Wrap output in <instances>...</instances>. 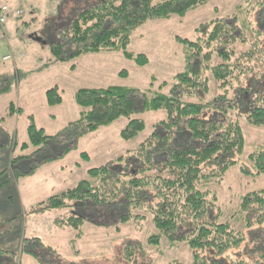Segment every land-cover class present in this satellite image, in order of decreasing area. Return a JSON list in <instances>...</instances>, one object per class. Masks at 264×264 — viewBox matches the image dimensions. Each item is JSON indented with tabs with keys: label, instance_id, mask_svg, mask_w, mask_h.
I'll return each mask as SVG.
<instances>
[{
	"label": "rangeland",
	"instance_id": "rangeland-1",
	"mask_svg": "<svg viewBox=\"0 0 264 264\" xmlns=\"http://www.w3.org/2000/svg\"><path fill=\"white\" fill-rule=\"evenodd\" d=\"M0 3L22 12L11 16L0 29V172L5 171L0 186V264H39L21 249L32 244L33 239L50 251L44 264H129L132 260L131 264H192L185 243L164 237L158 238L157 244L149 243L157 231L151 214L144 209L132 210V219L119 223L118 218L125 211L122 201L107 207L76 206L75 213L88 221L78 223L76 228L55 225V215L61 213L58 210L31 212L28 206L35 204L32 200L46 201L71 189L88 178L90 169L116 165L120 158L122 164L127 162L131 168L141 166L137 147L151 136L153 126L163 119V112L137 115L144 121L145 130L132 140L120 138L127 120L119 118L83 135L66 152L67 140L41 141L37 147L29 141L28 130L32 125L33 133L42 130L44 136L55 137L68 124L76 122L82 110L75 101L80 89L116 86L166 94L186 66L185 49L176 38L194 40V30L199 25L216 19L237 25L234 36L244 38L246 43H231L236 52L254 42L257 31L261 33L259 40L264 42V0H208L183 16L146 22L131 34L126 48L133 55H145L148 62L143 66L125 58L121 51L65 59L66 46L61 49L62 60L53 57L51 43L65 42L60 32L84 0H0ZM60 3L63 18L59 26L56 19ZM35 36L40 38L39 42L32 39ZM257 74L262 75L259 79L264 85V62ZM209 84L208 97L201 91L196 101L214 99L218 91L211 76ZM246 85L250 87L252 83L248 81ZM152 91L147 94L152 95ZM233 115V119L239 118ZM238 123L245 139L240 160L254 174L246 157L264 148V126L252 127L242 118ZM83 153L87 158L82 157ZM40 160L45 161L36 164ZM22 165L34 169L28 175H18ZM198 187L214 193L219 222H229L235 230L247 233L245 216L240 212L241 198L264 188L262 176L242 175L239 166H234L223 179L201 181ZM14 189L19 192V202ZM246 236L245 247L229 253L226 259L237 257L250 263L258 258L259 251L264 249V225L254 227ZM137 244L140 251L135 248ZM128 246H133L135 252L130 262L123 258ZM37 254L43 260L41 250Z\"/></svg>",
	"mask_w": 264,
	"mask_h": 264
},
{
	"label": "trees",
	"instance_id": "trees-1",
	"mask_svg": "<svg viewBox=\"0 0 264 264\" xmlns=\"http://www.w3.org/2000/svg\"><path fill=\"white\" fill-rule=\"evenodd\" d=\"M207 1L84 0L60 32L65 42L51 43V53L62 60L61 49L66 46L65 59L87 53L121 51L125 58L143 66L148 62L145 55H133L126 49L131 34L150 20L183 16ZM60 7L61 3L56 19L59 26V20L63 18ZM236 28L237 25L216 19L199 25L194 30V40L177 37L176 41L185 49L186 66L176 75L175 83L166 94L116 86L80 89L75 95V101L82 109L80 118L68 124L59 135L44 136L42 130L33 133L30 125L31 144L38 147L41 141L67 140L66 152L83 135L119 118L127 120L120 138L132 140L145 130L144 121L137 115L164 113L163 119L153 126L151 136L137 147V160L141 166L131 168L127 162L122 164L120 158L116 165L90 169L87 179L37 204L31 212L58 210L63 213L55 215V225L76 228L78 223L88 222L75 213L76 206L107 207L122 201L125 211L118 218L119 223H128L132 219V210L144 209L151 214V222L157 231V236L149 238V243L157 244L161 237L185 243L192 264H264V249L250 263L237 257L226 259L229 253H237L245 247L248 232L264 225V188L241 198L240 212L246 220L244 230L247 233L244 234L229 222L218 221L214 193L198 187L201 181L223 179L234 166H239L242 175L264 178V148L246 157L254 174L240 160L245 139L238 123L242 118L252 127L264 126V85L259 79L262 75L258 77L257 74L264 62V42L259 40L261 33L257 31L254 42L236 52L231 43H246L244 38L234 36ZM209 76L218 93L211 101H196L197 93L202 91L205 97L210 94ZM248 81L252 83L250 87L246 85ZM151 91L152 95H148ZM234 113L238 119L232 118ZM82 157L87 158L84 153ZM33 169L34 166L26 167L19 170L18 175L29 174ZM4 172H0V186ZM135 248L140 251L141 247L137 244ZM21 249L39 264H44L45 256L50 255L37 239ZM38 250H41L43 260L38 257ZM134 255L133 246L125 248V261L130 262Z\"/></svg>",
	"mask_w": 264,
	"mask_h": 264
},
{
	"label": "built area",
	"instance_id": "built-area-1",
	"mask_svg": "<svg viewBox=\"0 0 264 264\" xmlns=\"http://www.w3.org/2000/svg\"><path fill=\"white\" fill-rule=\"evenodd\" d=\"M21 13L22 12L18 9L11 11L8 6L1 5L0 6V27L4 26L12 15H20Z\"/></svg>",
	"mask_w": 264,
	"mask_h": 264
},
{
	"label": "crops",
	"instance_id": "crops-1",
	"mask_svg": "<svg viewBox=\"0 0 264 264\" xmlns=\"http://www.w3.org/2000/svg\"><path fill=\"white\" fill-rule=\"evenodd\" d=\"M26 168V166L25 165H22L21 166V169H20V171L22 170V169H25ZM30 174V173H29ZM26 175H28V174H26ZM23 176H25V175H23ZM79 183V182H78ZM77 183V184H78ZM74 187H76V186H74ZM74 187H72V188H74ZM15 190V193H16V198H17V202H19V192L16 190V189H14ZM33 199V198H32ZM15 200V199H14ZM41 202H44V200H40V201H38V202H35L34 200H32V204L33 203H35L34 205H30V204H28V206H30L29 207V210L31 211V209L34 207V206H36L37 204H39V203H41ZM5 219V218H4ZM6 220V219H5ZM9 220V218H7V221ZM35 261V260H34Z\"/></svg>",
	"mask_w": 264,
	"mask_h": 264
},
{
	"label": "water",
	"instance_id": "water-1",
	"mask_svg": "<svg viewBox=\"0 0 264 264\" xmlns=\"http://www.w3.org/2000/svg\"><path fill=\"white\" fill-rule=\"evenodd\" d=\"M31 37H32V36H31ZM32 39L35 40V41H37V42H39V39H40V38H38V37L35 36V37H33Z\"/></svg>",
	"mask_w": 264,
	"mask_h": 264
}]
</instances>
